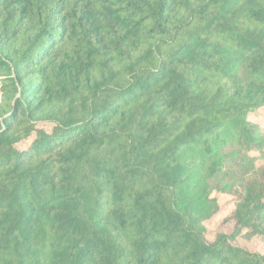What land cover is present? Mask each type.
I'll use <instances>...</instances> for the list:
<instances>
[{"label":"trees","instance_id":"obj_1","mask_svg":"<svg viewBox=\"0 0 264 264\" xmlns=\"http://www.w3.org/2000/svg\"><path fill=\"white\" fill-rule=\"evenodd\" d=\"M259 111L264 0H0V264H264Z\"/></svg>","mask_w":264,"mask_h":264},{"label":"rangeland","instance_id":"obj_2","mask_svg":"<svg viewBox=\"0 0 264 264\" xmlns=\"http://www.w3.org/2000/svg\"><path fill=\"white\" fill-rule=\"evenodd\" d=\"M250 119L258 124L264 125V111H259L254 115H250ZM219 197V212L215 214L209 221L206 222L207 234L206 238L211 241L215 232L222 229L227 234H231L232 223L223 224V220L229 218L232 214L233 205L230 197L215 195ZM236 245L248 248L251 251L262 252L264 245L257 238L246 239L239 236L235 240Z\"/></svg>","mask_w":264,"mask_h":264}]
</instances>
